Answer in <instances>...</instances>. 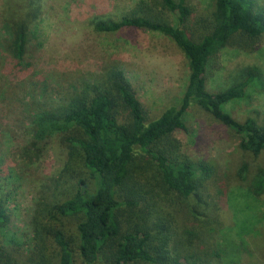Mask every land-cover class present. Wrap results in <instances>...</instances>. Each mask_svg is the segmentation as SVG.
<instances>
[{
  "label": "trees",
  "instance_id": "obj_1",
  "mask_svg": "<svg viewBox=\"0 0 264 264\" xmlns=\"http://www.w3.org/2000/svg\"><path fill=\"white\" fill-rule=\"evenodd\" d=\"M214 2L206 17L194 16L191 0H141L118 19L94 21L99 33L125 28L160 32L183 52L189 67L183 94L156 117L148 115L132 82L115 64L73 86L58 101L36 99L35 92L28 91L27 144L40 151L50 138L59 136L68 150L65 169L72 171L65 177L64 169L57 181H51V201L42 193L35 202L34 242L28 251L10 232L1 185L0 264H264V167L246 178L247 212L238 203L221 199L227 187L218 190L220 200L212 211L217 216L211 217L209 231L218 233L221 242L212 243L207 231L179 237L172 219L163 213L164 204L187 201L212 180L216 169L183 151L192 107L239 135L246 154L258 157L264 152V121L253 116L237 119L227 108L264 89V72L250 66L226 87L208 85L222 67L223 50L256 52L262 47L264 14L254 12L251 0ZM32 8L35 13L28 10L2 29L8 34L2 49L10 70L30 66L32 26L41 13L40 7ZM75 161L81 169H76ZM243 172H249L248 162L242 165ZM226 205L241 215L235 214L232 225L224 228L227 222L217 210ZM65 218L76 219L73 235L65 229Z\"/></svg>",
  "mask_w": 264,
  "mask_h": 264
},
{
  "label": "rangeland",
  "instance_id": "obj_2",
  "mask_svg": "<svg viewBox=\"0 0 264 264\" xmlns=\"http://www.w3.org/2000/svg\"><path fill=\"white\" fill-rule=\"evenodd\" d=\"M139 1L0 0V187L3 186L11 216L10 232L26 251L34 242L31 221L34 204L42 193L51 201V181L58 180L68 160V150L61 146L59 136L50 138L40 151L27 144L31 120L27 113L28 91L33 90L36 99L58 101L73 86L95 78L105 67L115 64L132 82L150 117L178 103L183 94L189 75L188 62L170 38L160 32L136 28L116 33H99L94 29L98 18L118 19ZM251 1L254 12L264 14V0ZM191 5L194 16L206 17L214 10L215 2L191 0ZM32 7H40L41 13L32 26L27 60L30 66L20 72L10 70L8 56L2 49L8 34L2 29L28 10L35 13ZM261 46L256 52L235 47L223 50L222 67L208 80L209 87H226L240 70L250 66L264 72V37ZM227 108L237 119L253 116L264 121V89L253 92L251 98L229 103ZM187 123L190 133L182 137L183 151L196 160L212 163L216 169L212 180L206 181L187 201L164 204L163 213L172 219L179 237L189 231L198 235L207 231L205 236L211 242L214 239L212 243L221 242L218 233L209 231L211 217L217 216L212 211L220 200L218 190L227 187L221 199L230 205L238 203L247 212L246 178L253 177L257 167H264V152L258 157L246 154L240 148L239 135L197 107L189 110ZM247 162L249 172L240 174ZM74 166L81 169L80 162L75 161ZM68 172L64 173L65 177ZM217 211L227 222L224 228L232 225L235 214L241 215L227 205ZM64 223L73 235L76 219L65 218Z\"/></svg>",
  "mask_w": 264,
  "mask_h": 264
}]
</instances>
